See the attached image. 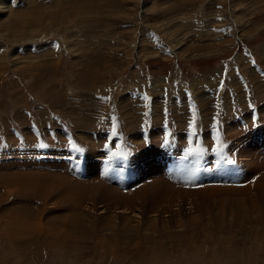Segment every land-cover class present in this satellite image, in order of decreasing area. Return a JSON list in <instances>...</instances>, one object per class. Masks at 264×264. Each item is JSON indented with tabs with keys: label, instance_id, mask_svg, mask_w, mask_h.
Returning a JSON list of instances; mask_svg holds the SVG:
<instances>
[{
	"label": "rangeland",
	"instance_id": "374dc122",
	"mask_svg": "<svg viewBox=\"0 0 264 264\" xmlns=\"http://www.w3.org/2000/svg\"><path fill=\"white\" fill-rule=\"evenodd\" d=\"M251 122L264 0H0V264H264ZM168 126L234 150L249 182L168 178ZM110 145L150 178L124 192L99 175Z\"/></svg>",
	"mask_w": 264,
	"mask_h": 264
},
{
	"label": "crops",
	"instance_id": "0c3cea01",
	"mask_svg": "<svg viewBox=\"0 0 264 264\" xmlns=\"http://www.w3.org/2000/svg\"><path fill=\"white\" fill-rule=\"evenodd\" d=\"M250 111L251 112L248 117H245L242 114L239 116L240 126L242 127L249 126L251 119H254L257 113L259 112L258 108H254V107H252ZM256 123L258 124L255 126L258 127L261 125L262 122L260 123L256 122ZM150 130L151 128L142 129L141 133L142 136H144V140L146 136L150 133ZM187 130L183 132L184 133L183 138H179L178 134L171 129L170 139H168V141L162 145L157 144L159 145L160 148L158 149L159 152L157 153V158L159 159V161H161V163H164L163 165H165L166 167L165 171L168 172L169 174L168 178H172V179L180 178V173H181L183 178L182 183L186 185H190L192 187L195 186L200 187L201 186L200 184L242 186V184L249 182L250 179L243 180L245 176L242 173V170L246 172V164L241 162L239 164L238 156L236 155H234L236 156V161L233 163H229L221 159L220 156L215 153H208L206 155H196L189 151H188L189 153L184 151L186 147L184 144L192 137L191 133L188 132L190 130L188 131ZM256 137L258 138L260 137L259 138L260 140L262 139L260 145H257V147L255 148L254 146L256 144H254L253 148L255 149V151L251 150L252 146L250 148V151L252 158L260 165L262 164V162L259 159V157L263 153V150L259 151V148L264 149L263 126L257 128ZM255 141L257 142V140ZM207 147L208 146H206V148ZM110 148L111 146L109 147V149ZM83 149L85 150V147H83ZM207 150H211V149L208 147ZM233 151L234 150H231L229 147L225 149V153H231ZM126 153L128 154V158H120L114 155H111L109 158H104L103 156L107 155L108 153L102 152V154L104 155L101 156V165L98 171L99 175L106 177V179L110 180L111 183L113 182L118 183V186L120 187V189H122L121 191L124 192H128L131 191L132 189L138 188L141 184H143L144 179L148 180L150 178L147 176L150 175L148 172H145V174H139V175L137 174L139 167L136 166V163L139 164L138 151L126 152ZM256 154H258L257 157H255ZM168 161L174 162L175 164L167 163ZM207 161H209V165H206ZM211 162H214L215 165H211ZM65 163L67 165H70L73 171H75L76 167H79V165H81L78 164V160H74L71 162L66 161ZM81 163H83V161ZM117 164L119 165L117 166ZM120 166H124V168L120 169ZM85 167H86L85 164L82 167L80 166L79 167L80 169L77 168L78 169L77 172H81V171L84 172ZM177 169L178 172H175ZM109 173L113 174V181L109 178ZM85 176H87V174Z\"/></svg>",
	"mask_w": 264,
	"mask_h": 264
}]
</instances>
